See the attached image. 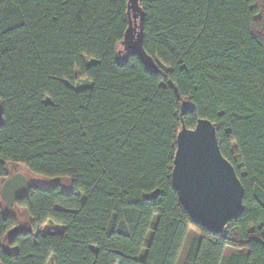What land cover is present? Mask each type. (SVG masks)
<instances>
[{"label": "trees", "instance_id": "trees-1", "mask_svg": "<svg viewBox=\"0 0 264 264\" xmlns=\"http://www.w3.org/2000/svg\"><path fill=\"white\" fill-rule=\"evenodd\" d=\"M145 2L160 74L119 54L122 0L86 13L76 0H0V190L11 164L73 178L69 190L32 185L12 208L0 192L4 264H177L190 229L182 264H264V0ZM185 98V126L214 124L244 189L221 235L191 221L171 184ZM48 221L63 228L41 233Z\"/></svg>", "mask_w": 264, "mask_h": 264}, {"label": "water", "instance_id": "water-1", "mask_svg": "<svg viewBox=\"0 0 264 264\" xmlns=\"http://www.w3.org/2000/svg\"><path fill=\"white\" fill-rule=\"evenodd\" d=\"M141 11L142 20L139 15L133 16L127 13L131 24L135 25V29L139 31L133 29L131 35L124 33L123 40L120 42L119 54L121 52L134 54L147 71L160 74L161 70L143 46L144 12ZM124 40L129 41V46H124ZM125 53L122 60L127 56ZM190 106L192 111L186 113L181 104L180 116L192 113L194 108L191 104ZM2 123L3 111L0 112V126ZM183 127L189 134L194 129H198L201 134L186 145V154L182 160L180 143L178 137L176 138L177 146L171 173L172 187L193 223L214 235H221L227 224L232 220H237L243 213V186L235 168L220 151L216 128L212 122L199 119L193 128H187L185 124ZM31 186L32 184L24 174L19 172L11 174L1 185V198L9 208H12L16 200L23 196Z\"/></svg>", "mask_w": 264, "mask_h": 264}, {"label": "snow or ice", "instance_id": "snow-or-ice-1", "mask_svg": "<svg viewBox=\"0 0 264 264\" xmlns=\"http://www.w3.org/2000/svg\"><path fill=\"white\" fill-rule=\"evenodd\" d=\"M123 4L125 5L124 11L126 13H131V15L135 16V15H139L141 17V20L143 18V13H142V9H144L145 7H147V4L145 2V0H122ZM166 3H172L173 0H165ZM77 6L82 10V12L86 13L87 10L89 8H91L92 6L95 5L96 0H76ZM208 3H210V0H205V6H208ZM199 6V5H197ZM125 22L128 24V27H125L124 31L126 33H129V35H131L133 29H135V25L131 24V21L128 19L127 16L124 17ZM0 23H2V17H0ZM136 31H139V29H135ZM5 32L4 29L2 27H0V53H2L3 51H5L7 49V45L4 43V39H5ZM118 44L120 42H117ZM124 46H129V41L128 40H124ZM2 62V61H0ZM188 98H185V101H187ZM174 100H180V96L177 93L176 96L174 97ZM173 99H170L169 103H173L174 102ZM5 103V99L4 96L2 95V93H0V112L3 111L2 105ZM183 104V111L184 112H191L192 108L190 106L189 103L182 101L181 102ZM187 106V107H186ZM172 115L175 117V120L177 122L180 123L181 125V130L179 133H176V136L178 137V142L180 143V158L181 160L185 157L186 154V145L191 142V140H193L197 135H200L201 133L199 132L198 129H194L192 130V133L189 134L188 132L185 131L183 125L185 123V120L183 118V116L177 115L175 110H173ZM217 124H219L220 122L217 121ZM181 133H183V135H181ZM149 136L151 135V133L148 134ZM236 143V142H234ZM127 151H131V147H129L128 149H126ZM241 166L243 167V162L241 163ZM69 180H72V177L68 178ZM262 230H264V228H262ZM0 264H4L3 259L0 258Z\"/></svg>", "mask_w": 264, "mask_h": 264}, {"label": "rangeland", "instance_id": "rangeland-1", "mask_svg": "<svg viewBox=\"0 0 264 264\" xmlns=\"http://www.w3.org/2000/svg\"><path fill=\"white\" fill-rule=\"evenodd\" d=\"M76 88H82V87H85V86H88L89 85V81L86 80L85 78L83 77H77L76 80H75V83L73 84ZM9 171H10V174H13V173H22L24 174L30 181V184L32 185H39V186H51V185H54V184H58L60 185L64 190H69L70 189V181L67 180V179H54V180H47V179H44L43 177L41 176H37V175H34V174H31L29 173L23 166H20V165H15V164H11L9 165ZM20 209H14L12 210L11 213H14L18 216V214L20 213ZM23 213L19 215V219L21 221H24V217H23ZM61 229L63 228L62 225H58V224H55L51 221H48L44 226L41 227L40 229V232L41 233H47V232H51L52 230L54 231H58L60 230V227ZM197 236V233L196 231H194L193 229H190V232L187 236V240L182 248V252H181V255L179 257V260L177 262V264H182L183 262V259H184V256H185V253L187 251V248L190 244V241L192 240L193 237ZM53 262V256L50 258L48 264H52Z\"/></svg>", "mask_w": 264, "mask_h": 264}]
</instances>
